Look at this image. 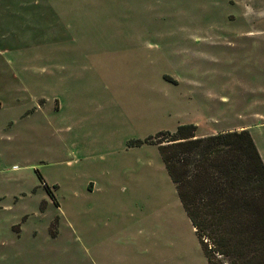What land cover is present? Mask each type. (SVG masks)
<instances>
[{
  "label": "rangeland",
  "instance_id": "rangeland-1",
  "mask_svg": "<svg viewBox=\"0 0 264 264\" xmlns=\"http://www.w3.org/2000/svg\"><path fill=\"white\" fill-rule=\"evenodd\" d=\"M183 124L264 160V0H0V264L19 228L29 264H209L158 143Z\"/></svg>",
  "mask_w": 264,
  "mask_h": 264
},
{
  "label": "trees",
  "instance_id": "trees-1",
  "mask_svg": "<svg viewBox=\"0 0 264 264\" xmlns=\"http://www.w3.org/2000/svg\"><path fill=\"white\" fill-rule=\"evenodd\" d=\"M160 150L209 264H264V160L251 132L159 135Z\"/></svg>",
  "mask_w": 264,
  "mask_h": 264
},
{
  "label": "crops",
  "instance_id": "crops-1",
  "mask_svg": "<svg viewBox=\"0 0 264 264\" xmlns=\"http://www.w3.org/2000/svg\"><path fill=\"white\" fill-rule=\"evenodd\" d=\"M247 127H248V125H241V126H238V127H235V128H230V129H221V130H217V131L215 130V131H210V132H206V133H203V132L202 133H197V135L201 136V137H205V136L217 134L219 132L241 131L243 129H247ZM47 184L49 185V183H47ZM89 184L91 185V183H89ZM90 185H89V187L92 188V185L91 186ZM66 186H67L68 189L71 190V189H75L76 185H74L73 182H70L69 184L67 183ZM53 187H54V189L53 188L52 189L54 191L55 197H52L48 193V191L44 188L43 185H42V187L40 186V188H34V192H36V191L39 192V194H37L36 197H38V198H40L41 200H44V201H46L47 199H50L51 201L52 200L53 201H59L60 198L61 199L63 198V199L66 200V199H68V195L69 196L72 195L71 193H68V194L64 195L63 191H59L61 189V187H62V183L61 182L54 181ZM67 188H65V190H68ZM83 188H84V185L81 187L80 192L83 191ZM38 189H40V190H38ZM74 194L77 196V192L75 190H74ZM25 207H26L25 211L18 215L17 221H15L16 224L19 221H20L19 223L24 224L25 221H26V218L29 216L31 210H29V206H25ZM40 214H42V218H45L46 210L45 211H41ZM19 230H21V231L17 233L16 238L13 240L14 242L12 241L10 243V245L12 244V246L10 247L11 250H12V248L16 249L19 252L20 256L24 257L23 259H21L22 260V264H29L32 261H36V262L40 261V260L32 259L30 254H29V252L44 251L45 248L48 247V245L46 243L36 242V241L35 242H31V243H25V242L20 243V242H18L20 239H22L23 232H24V231H22V228L21 229L19 228Z\"/></svg>",
  "mask_w": 264,
  "mask_h": 264
},
{
  "label": "flooded vegetation",
  "instance_id": "flooded-vegetation-1",
  "mask_svg": "<svg viewBox=\"0 0 264 264\" xmlns=\"http://www.w3.org/2000/svg\"><path fill=\"white\" fill-rule=\"evenodd\" d=\"M43 186H44V188L48 191V193H49L52 197H55V194H54L53 189H51L50 186H49L48 184H46V185L44 184Z\"/></svg>",
  "mask_w": 264,
  "mask_h": 264
}]
</instances>
